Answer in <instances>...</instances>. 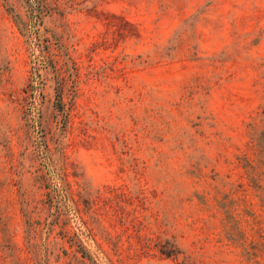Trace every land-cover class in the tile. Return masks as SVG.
<instances>
[{
	"label": "rangeland",
	"instance_id": "obj_1",
	"mask_svg": "<svg viewBox=\"0 0 264 264\" xmlns=\"http://www.w3.org/2000/svg\"><path fill=\"white\" fill-rule=\"evenodd\" d=\"M262 108L264 0H0V264H245L201 195Z\"/></svg>",
	"mask_w": 264,
	"mask_h": 264
},
{
	"label": "trees",
	"instance_id": "obj_2",
	"mask_svg": "<svg viewBox=\"0 0 264 264\" xmlns=\"http://www.w3.org/2000/svg\"><path fill=\"white\" fill-rule=\"evenodd\" d=\"M246 135L243 147L236 154L243 181L234 183L223 177L212 176L208 183L213 190V204L204 195L201 196L204 204L213 206L216 212L222 214L221 232L225 243L237 248L245 264H264V108L258 119L252 117L246 122ZM200 164L199 161L191 163L195 182L206 180ZM247 189L255 199V207L246 206L244 195ZM239 204L243 205L237 209Z\"/></svg>",
	"mask_w": 264,
	"mask_h": 264
}]
</instances>
